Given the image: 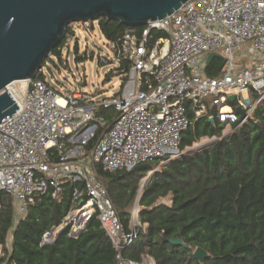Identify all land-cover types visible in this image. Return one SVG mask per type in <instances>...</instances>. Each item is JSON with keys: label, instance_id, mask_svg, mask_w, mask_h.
<instances>
[{"label": "built area", "instance_id": "built-area-1", "mask_svg": "<svg viewBox=\"0 0 264 264\" xmlns=\"http://www.w3.org/2000/svg\"><path fill=\"white\" fill-rule=\"evenodd\" d=\"M246 44H251V61L245 68L237 66V52ZM112 51L110 59H100L123 79L112 98L97 101L98 91L78 88L63 95L41 79L24 81L23 90L16 89L17 82L7 87L19 110L0 123V212L4 203L13 204L18 220L36 194L49 193L60 201L67 182L83 183L74 200L85 194L89 208L82 211V205L73 213L85 214L84 220L99 213L118 250V264H155L148 256L141 263L123 260L122 249L137 236L139 209H132L128 234L98 170H131L175 158L183 132L193 124L189 112L196 118L207 116V100L226 126L252 117L264 102V0H189L142 31L128 30ZM212 53L226 61L217 78L206 75ZM232 95L245 111L244 119L229 104ZM100 109L117 111L111 124L98 114ZM73 213L44 236L43 244H51L55 232L71 224V235H78L84 220L73 223Z\"/></svg>", "mask_w": 264, "mask_h": 264}, {"label": "trees", "instance_id": "trees-1", "mask_svg": "<svg viewBox=\"0 0 264 264\" xmlns=\"http://www.w3.org/2000/svg\"><path fill=\"white\" fill-rule=\"evenodd\" d=\"M98 25L104 38L117 48L128 30L144 29L106 18L98 19ZM71 36L67 31L35 79L48 82L44 68L61 58ZM75 53L79 59L77 45ZM222 64V59L214 58L206 75L220 77ZM229 104L237 107V103ZM207 105L205 117L196 118L189 112L193 124L182 134L180 154L159 170L154 172L160 161L116 172L99 168L98 176L128 234L133 205L139 202L140 226L134 241L121 251L124 261L141 263L148 256L155 264H264V102L245 123L232 124L228 136H224L226 124L217 119V108L208 100ZM98 114L111 124L117 111L100 109ZM203 139L215 141L193 149ZM152 172L142 188V181ZM64 188L60 201L49 193L36 194L18 220L15 206L3 204L0 264H118V250L102 228L98 212L88 219L81 234L72 236L71 224L51 244H43L48 232L88 200L85 194L74 200L75 190L83 189V183L67 182ZM167 198L170 203H163ZM171 239H181L189 248L173 245ZM198 248L206 253L203 260L195 257Z\"/></svg>", "mask_w": 264, "mask_h": 264}, {"label": "water", "instance_id": "water-1", "mask_svg": "<svg viewBox=\"0 0 264 264\" xmlns=\"http://www.w3.org/2000/svg\"><path fill=\"white\" fill-rule=\"evenodd\" d=\"M188 1L0 0V123L19 110L7 87L14 82L35 79L44 62L61 44L71 24L106 18L129 27H144L151 21L171 16ZM214 58L223 60V69L226 61L219 53L208 56L206 68ZM235 99V95L229 97L231 103ZM236 112L242 119L246 117L242 107H236ZM210 121L214 123L215 119L211 117ZM88 208L86 205L82 211ZM89 217L84 220L78 235L85 230ZM54 231L55 228L52 233ZM170 243L189 248L181 239H171ZM195 257L203 260L206 253L198 248Z\"/></svg>", "mask_w": 264, "mask_h": 264}, {"label": "rangeland", "instance_id": "rangeland-1", "mask_svg": "<svg viewBox=\"0 0 264 264\" xmlns=\"http://www.w3.org/2000/svg\"><path fill=\"white\" fill-rule=\"evenodd\" d=\"M92 24L94 26L93 29H91ZM67 31L71 33L72 36L69 39V45L64 47L61 58H55L54 62H51L44 68V75L48 83L63 95L78 88L90 94H94L98 91L95 98L97 101L114 97L121 90L123 79L121 76L112 73L114 68L112 64H101L100 62L101 57L110 59L113 55V51L112 45L104 38L99 29L98 20L86 23L75 22L67 28ZM76 45L79 48V59H77L78 55L75 53ZM250 47L251 44H246L239 48L237 52V66L249 67L251 61L249 52ZM243 54L245 55L241 58ZM23 85L25 84L22 81L18 82L16 84V89L23 90ZM242 95L247 99L249 93L244 92ZM231 132L232 127L227 125L224 130V136H228ZM214 141L215 139H203L199 144L195 145L193 149L207 146ZM179 154L180 153H177L176 157ZM162 166H164V164L156 166L154 172L159 170ZM152 175L153 172L142 181V185H145L151 179ZM162 202L167 204L170 203L169 198L162 200ZM138 203L139 202L136 201L133 208L136 207L139 209ZM79 209H75L71 213L74 211L78 212ZM77 212L73 213L71 216L73 223H76L81 217L82 221L84 220L85 214L79 216L81 214ZM66 222L69 224L68 221ZM58 232L59 230L55 232V235H53L54 238ZM74 234L75 236L77 235V233ZM1 255L0 253V257Z\"/></svg>", "mask_w": 264, "mask_h": 264}, {"label": "bare ground", "instance_id": "bare-ground-1", "mask_svg": "<svg viewBox=\"0 0 264 264\" xmlns=\"http://www.w3.org/2000/svg\"><path fill=\"white\" fill-rule=\"evenodd\" d=\"M24 84H25V82L24 81H22ZM18 83V82H17ZM24 86V85H23ZM81 215H83V214H81Z\"/></svg>", "mask_w": 264, "mask_h": 264}]
</instances>
